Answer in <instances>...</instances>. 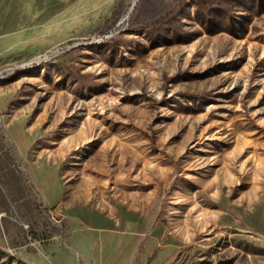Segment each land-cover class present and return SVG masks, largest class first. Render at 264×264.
<instances>
[{
	"label": "rangeland",
	"instance_id": "obj_1",
	"mask_svg": "<svg viewBox=\"0 0 264 264\" xmlns=\"http://www.w3.org/2000/svg\"><path fill=\"white\" fill-rule=\"evenodd\" d=\"M0 264H264V0H0Z\"/></svg>",
	"mask_w": 264,
	"mask_h": 264
}]
</instances>
